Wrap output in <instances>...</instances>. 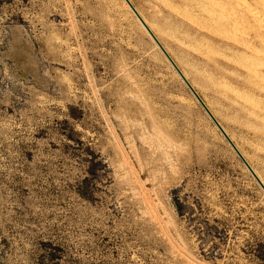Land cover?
<instances>
[{"label": "rangeland", "instance_id": "rangeland-1", "mask_svg": "<svg viewBox=\"0 0 264 264\" xmlns=\"http://www.w3.org/2000/svg\"><path fill=\"white\" fill-rule=\"evenodd\" d=\"M129 1L264 184L198 50L264 104L231 82L253 63L207 16L196 50L191 16ZM143 27L124 0H0V264H264V191Z\"/></svg>", "mask_w": 264, "mask_h": 264}, {"label": "bare ground", "instance_id": "bare-ground-1", "mask_svg": "<svg viewBox=\"0 0 264 264\" xmlns=\"http://www.w3.org/2000/svg\"><path fill=\"white\" fill-rule=\"evenodd\" d=\"M174 3H179L180 5L184 6V10H182L180 7H174L169 3V0H164V4L166 6L171 7V10L175 12L178 15H182V18L184 17L183 14L185 13L189 17V22L194 26H190L189 30H186L185 32H182L183 35L186 38V43L189 44L190 47L195 48L200 44L198 37L207 35L204 31L209 32V25L206 23H198L194 17L199 16H207L208 20L213 24H220L223 27V31L220 33H217L215 36V39L212 41H215V43L219 44L220 46H223L224 48H227L228 50H235L237 53H240L242 55V59H244V62L248 63L251 62L254 65L253 70H248L247 64L243 67L246 68L248 73H240L238 76H234L231 78V82L237 85H241L246 89L247 91H251L254 94H256L259 97L264 98V0H173ZM154 2V1H153ZM253 2L256 3V6H253ZM155 3V2H154ZM157 3V2H156ZM175 4V5H176ZM178 4V6H179ZM163 7V6H161ZM164 8V7H163ZM157 9V8H155ZM154 9V10H155ZM158 10V9H157ZM169 10V8L167 9ZM129 11V10H128ZM170 11V10H169ZM170 11V12H172ZM166 13V12H165ZM172 14V13H171ZM141 16V15H140ZM171 16V15H170ZM179 17V16H178ZM144 18V17H143ZM181 18V16H180ZM203 18V17H202ZM173 19V16H172ZM171 19V20H172ZM177 19V18H176ZM187 19V18H186ZM204 19V18H203ZM165 20V19H164ZM166 21V20H165ZM164 21V22H165ZM167 21H170V17ZM179 21V20H177ZM177 21L175 23H177ZM200 21V20H199ZM204 21V20H203ZM140 22V21H139ZM144 22L147 24V22L144 20ZM180 22V21H179ZM185 22V21H184ZM187 20V23H189ZM201 22V21H200ZM154 23V22H153ZM172 23V22H171ZM170 23V24H171ZM189 23V25H190ZM168 24V22H167ZM181 24V23H180ZM166 25V24H165ZM169 25V24H168ZM167 25V27H168ZM175 25V24H174ZM158 26V25H157ZM160 26V25H159ZM171 26V25H170ZM169 26V27H170ZM183 26V25H182ZM214 26V25H213ZM161 27V26H160ZM175 27V26H174ZM185 27V25L183 26ZM142 28V27H141ZM144 28V27H143ZM212 28V27H211ZM215 28V27H214ZM241 28V29H240ZM164 29V28H162ZM172 29V26H171ZM179 29V28H178ZM183 29V28H182ZM218 29V27H217ZM167 30V29H166ZM214 30V29H213ZM216 30V29H215ZM211 31V30H210ZM153 32V31H152ZM156 32V31H155ZM181 32V31H180ZM212 32V31H211ZM210 32V33H211ZM215 32V31H213ZM154 33V32H153ZM164 33V31H163ZM156 34V33H155ZM154 34V35H155ZM212 34V33H211ZM165 35V34H163ZM177 35V34H176ZM215 35V34H212ZM202 38V37H201ZM200 38V39H201ZM183 39V38H182ZM206 39V38H205ZM204 39V40H205ZM209 39V38H207ZM206 39V40H207ZM198 40V41H197ZM183 41V40H181ZM210 41V40H209ZM184 42V41H183ZM211 42V41H210ZM185 43V42H184ZM208 43V40H207ZM163 44V43H162ZM166 45V44H164ZM184 45V44H183ZM210 45H213L212 43ZM215 45V44H214ZM172 46V45H171ZM174 47V46H173ZM180 47V46H179ZM182 47V46H181ZM167 48V47H166ZM170 48V47H169ZM183 48V47H182ZM185 48V47H184ZM186 48H189L188 46ZM220 47L218 46V49ZM221 48V49H224ZM220 49V51H222ZM188 50V49H187ZM191 50V49H190ZM217 50V49H215ZM214 50V51H215ZM226 50V49H225ZM224 50V51H225ZM182 51V50H181ZM192 51V50H191ZM180 52V51H179ZM194 52V51H193ZM196 52V51H195ZM194 52V53H195ZM198 52L201 54L200 56L205 57L207 63L209 66L213 67L214 73L218 80L216 84L224 89L220 90L223 96L233 103L237 108L238 111L241 113V117L245 119L246 123L252 125L255 129V134L258 136V138L264 141V104L261 102H256L255 99H245L240 95V91L235 92V96H231L227 93V88L229 87L230 82L228 83L223 81L221 78H226L228 75L227 71L224 69H221L219 66L221 63L217 61L215 58H212L211 55L206 54L204 52H201L198 50ZM222 53V52H221ZM227 54V52H223ZM177 54V53H176ZM181 54V53H180ZM185 54V53H184ZM197 54V53H196ZM223 54V55H225ZM231 54V53H230ZM181 57H185V55H179ZM227 56V55H226ZM239 56V55H238ZM187 57V56H186ZM185 57V58H186ZM189 57V56H188ZM233 57H235L233 55ZM232 58V57H231ZM188 59V58H187ZM186 59V60H187ZM221 59V58H220ZM229 59V58H228ZM174 60V59H173ZM181 60V59H180ZM250 60V61H249ZM189 61V60H188ZM191 61V59H190ZM224 61V59H223ZM195 62V61H194ZM227 62V61H225ZM176 63V62H175ZM184 63V62H183ZM192 63V61H191ZM178 64V63H177ZM199 64V63H198ZM194 65V64H193ZM197 66V65H196ZM181 69V65L179 66ZM201 68L203 66L200 65ZM205 71V68H203ZM207 69V67H206ZM186 70H188L186 68ZM243 70V69H242ZM184 71V70H181ZM208 71V70H207ZM206 71V72H207ZM230 72V71H229ZM235 72V71H234ZM186 73V72H185ZM193 73V71H192ZM209 73V72H208ZM238 74V72H236ZM235 73V74H236ZM184 77L185 74L183 73ZM189 75V74H188ZM195 75V74H194ZM212 75V76H213ZM197 76V75H196ZM209 76V75H208ZM188 77V76H187ZM190 77V75H189ZM198 77V76H197ZM199 78V77H198ZM192 80V78L190 77ZM189 79V80H190ZM202 79V78H201ZM215 79V77H214ZM262 82L263 84H259L257 82ZM199 83V82H198ZM203 83V82H202ZM231 83V85H232ZM200 85V84H199ZM202 85V84H201ZM210 85V84H209ZM204 86V85H202ZM207 86V84H206ZM205 86V87H206ZM209 88V86H208ZM211 89V88H209ZM215 89V88H214ZM243 89V90H244ZM212 90V89H211ZM216 90V89H215ZM196 91V90H195ZM218 91V90H217ZM244 92V91H243ZM219 93V92H218ZM250 93V92H249ZM248 93V94H249ZM250 95V94H249ZM252 96V95H251ZM254 96V95H253ZM217 97V96H215ZM223 97V98H224ZM201 98V97H200ZM221 98V97H220ZM222 98V99H223ZM242 101H239V99ZM253 98V97H252ZM220 100V99H218ZM226 100V101H227ZM261 100V99H260ZM216 101V100H215ZM221 104L223 100H220ZM264 101V100H263ZM206 103V102H205ZM220 103V102H219ZM207 105V104H205ZM209 105V104H208ZM226 105V104H225ZM233 105V107H234ZM230 106V105H229ZM232 107V106H231ZM211 108V107H210ZM230 108V107H229ZM214 109V108H212ZM220 111V110H219ZM223 111V110H222ZM234 111V109H233ZM213 112V111H212ZM218 112V111H216ZM231 112V111H230ZM238 112V113H239ZM237 113V112H236ZM213 114V113H212ZM224 114V113H223ZM234 114V112H232ZM226 115V112H225ZM217 120V119H216ZM220 122V121H219ZM222 126V125H221ZM223 127V126H222ZM224 128V127H223ZM246 129V128H243ZM248 130V129H247ZM246 130V131H247ZM245 131V132H246ZM251 131V130H250ZM249 132V130L247 131ZM249 136V135H248ZM252 136V135H251ZM254 137V136H253ZM252 137V138H253ZM230 138V137H229ZM249 138H251L249 136ZM251 138V139H252ZM257 138V137H256ZM233 139V138H231ZM253 140V139H252ZM259 141V142H260ZM254 142V140H253ZM257 143V142H255ZM262 144V143H261ZM260 144V145H261ZM259 146V145H258ZM237 147V146H236ZM238 149V148H237ZM240 151V150H239ZM244 157V156H243ZM248 159V158H247ZM246 160V159H245ZM249 161V160H248ZM247 161V162H248ZM256 171V170H255ZM257 174V173H256ZM258 176V175H257ZM259 177V176H258ZM260 179V177H259Z\"/></svg>", "mask_w": 264, "mask_h": 264}, {"label": "water", "instance_id": "water-1", "mask_svg": "<svg viewBox=\"0 0 264 264\" xmlns=\"http://www.w3.org/2000/svg\"><path fill=\"white\" fill-rule=\"evenodd\" d=\"M124 1L129 6V8L132 10V12L135 14V16L138 18V20L141 22V24L144 26V28L147 30V32L150 34V36L153 38V40L155 41V43L157 44V46L160 48V50L163 52V54L166 56V58L169 60V62L171 63V65L175 68V70L181 76V78L183 79V81L185 82V84L187 85V87L190 89V91L192 92V94L195 96V98L198 100V102L204 108V110L209 115V117L211 118V120L214 122V124L217 126V128L220 130V132L226 138V140L228 141V143L231 145V147L233 148V150L236 152V154L238 155V157L241 159V161L245 165V167L248 169V171L251 173V175L253 176V178L256 180V182L259 184V186L261 187V189L264 191V184H263V182L259 179V177L256 175V173L254 172V170L251 168V166L245 160V158L243 157V155L239 152V150L233 144V142L231 141V139L229 138V136L226 134V132L224 131V129L219 124V122L215 119V117L209 111V109L207 108V106L205 105V103L202 101V99L199 97V95L197 94V92L194 90V88L191 86V84L184 77V75L182 74V72L176 66V64L174 63V61L171 59V57L169 56V54L167 53V51L164 49V47L161 45V43L158 41V39L152 33V31L150 30V28L146 25V23L144 22V20L142 19V17L139 15V13L136 11V9L134 8V6L131 4V2L129 0H124Z\"/></svg>", "mask_w": 264, "mask_h": 264}]
</instances>
